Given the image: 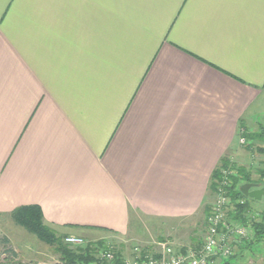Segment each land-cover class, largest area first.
Returning a JSON list of instances; mask_svg holds the SVG:
<instances>
[{
	"label": "crops",
	"instance_id": "obj_1",
	"mask_svg": "<svg viewBox=\"0 0 264 264\" xmlns=\"http://www.w3.org/2000/svg\"><path fill=\"white\" fill-rule=\"evenodd\" d=\"M263 118L264 0H0L1 227L192 224Z\"/></svg>",
	"mask_w": 264,
	"mask_h": 264
},
{
	"label": "rangeland",
	"instance_id": "obj_2",
	"mask_svg": "<svg viewBox=\"0 0 264 264\" xmlns=\"http://www.w3.org/2000/svg\"><path fill=\"white\" fill-rule=\"evenodd\" d=\"M263 127H264V118H263ZM249 144V141L243 145ZM253 144V142H251ZM261 142H254L253 151L254 154L250 158L249 163L241 164L236 162L238 165H243L246 167H253V170H256L259 167H262V162L264 161V155H261L257 148ZM249 157V155H248ZM241 158V157H240ZM231 159V157H230ZM245 159H240L245 161ZM234 160V159H233ZM256 178L254 172L253 175ZM212 197V198H211ZM210 197V211L212 206L217 198V193ZM251 211L249 212L250 216L253 218H258L259 215L264 211V200H250ZM233 199L229 213L233 210ZM209 211V213H210ZM207 217L206 216H197L194 218L192 224H175V223H165L160 225L158 229L146 222V229L141 237V225L134 227L132 232L127 235H118L114 233L105 234V238L100 236L88 237L86 235H80L86 239L88 243L89 239H92L93 242H98L104 240L103 246L101 245L98 248L97 256L101 250L105 247H113L115 252L119 254V257L131 258L134 255V249L136 247H153L154 249L160 250L161 247L159 243L168 242L175 249L176 252H186L190 249H199L202 247L205 241V236L207 233ZM227 221L235 225H244L241 222H238L228 216ZM245 226V225H244ZM11 229L9 226H0V262L3 263L5 259V254H3L4 249L6 248L2 243L3 237H10L12 242L10 246L15 250L17 249L18 258L9 260V264H20L21 262H32L33 260H42L44 264H63L60 260V255L55 250V247L52 245L46 244L44 241H41L35 234L29 232L24 227L17 224H13ZM251 230L249 226H246ZM252 231V230H251ZM253 233V231H252ZM75 236V235H74ZM102 236V235H101ZM104 236V235H103ZM253 239V235L250 238L246 239H234L230 240V245L232 246V255L229 257H224L216 255L213 257V264H264V245L254 247L251 249L249 247V242ZM16 246V248H15ZM33 248V254L28 249ZM60 262V263H59Z\"/></svg>",
	"mask_w": 264,
	"mask_h": 264
},
{
	"label": "trees",
	"instance_id": "obj_3",
	"mask_svg": "<svg viewBox=\"0 0 264 264\" xmlns=\"http://www.w3.org/2000/svg\"><path fill=\"white\" fill-rule=\"evenodd\" d=\"M247 129L243 126L242 135L251 142H261L256 147L257 151L264 155V128H259L255 132H247ZM253 144L249 143L247 148L253 151ZM230 156H225L217 169L213 172L210 184V197L215 195L217 186L221 178L222 168L230 165ZM263 166L253 170L249 167L234 164L233 168L236 170V175L231 177V187L228 193L233 199V210L229 213V217L243 223L245 226H249L253 231V239L249 242V247L253 249L258 246L264 245V211L259 215L258 218L249 217L251 211L250 200L245 196L241 187L244 183H254L259 187L264 186V161ZM254 172L256 178L253 177ZM212 198V197H211ZM244 199L245 202L240 201ZM210 211V205L206 204L203 213L208 215ZM14 221L24 227L29 232L35 234L41 241L52 245L60 255V260L63 264H101L102 261L97 256L98 248L104 244V240L98 242L89 241L82 246H73L64 243L63 237L57 235L56 231L45 223L43 211L38 205H30L19 207L14 210L11 214ZM2 243L6 247L4 249L5 259L0 264H9V260L18 258L16 250L10 246V239L8 237L2 238ZM118 255V254H117ZM119 256V255H118ZM120 260H117L119 262ZM20 264H31L28 262H21ZM229 264V263H228ZM231 264V263H230Z\"/></svg>",
	"mask_w": 264,
	"mask_h": 264
},
{
	"label": "built area",
	"instance_id": "obj_4",
	"mask_svg": "<svg viewBox=\"0 0 264 264\" xmlns=\"http://www.w3.org/2000/svg\"><path fill=\"white\" fill-rule=\"evenodd\" d=\"M240 141L241 144H245L248 140L241 136ZM230 160V165L221 170L217 198L207 217V233L201 248L176 252L170 243L161 242L159 243L161 251L153 247H136L131 258H120L113 247H105L98 255L101 264H213V257L216 255L224 257L232 255L230 240L248 239L253 233L244 225L233 226L227 221L232 206V197L228 191L231 187V177L236 175L233 168L235 161L233 158ZM240 202L244 203L245 200L242 199ZM63 241L73 246L86 244L83 238L74 235L64 237Z\"/></svg>",
	"mask_w": 264,
	"mask_h": 264
},
{
	"label": "water",
	"instance_id": "obj_5",
	"mask_svg": "<svg viewBox=\"0 0 264 264\" xmlns=\"http://www.w3.org/2000/svg\"><path fill=\"white\" fill-rule=\"evenodd\" d=\"M242 193L255 200H264V187H259L254 183H244L241 187Z\"/></svg>",
	"mask_w": 264,
	"mask_h": 264
}]
</instances>
